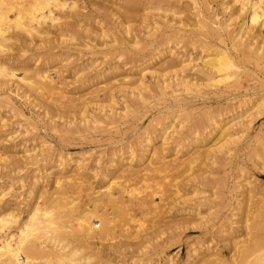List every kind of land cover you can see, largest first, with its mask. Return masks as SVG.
I'll return each mask as SVG.
<instances>
[{"label":"rangeland","instance_id":"374dc122","mask_svg":"<svg viewBox=\"0 0 264 264\" xmlns=\"http://www.w3.org/2000/svg\"><path fill=\"white\" fill-rule=\"evenodd\" d=\"M76 1L78 2L77 12L86 14L89 9L88 7L84 9L87 6L86 0ZM102 1L104 0H99V2ZM105 1L108 3L106 4L107 6L118 4V1L114 0ZM136 1L143 2L144 4H142L144 6L146 4V6L144 12L136 14V16L138 15L137 18L134 16V20H131V17L128 19V17L120 13L121 11L116 13V16L114 13L111 15L118 22L119 19L120 21H126L125 24L128 25L126 27L134 31L141 29L138 34L140 33L141 35L139 34V36L144 37L145 40L151 35H158L157 39L159 40L157 41L163 39L164 42L162 44H158L157 48L154 47L157 51L153 47L146 48L142 55H147L152 50L157 53L172 49V52L178 54L177 57L180 58L181 62L187 59L181 64L184 65L181 72L174 74L163 70L161 67L158 69L154 62L153 64L133 69L130 73L134 79H139L143 76V81L146 83L144 89L136 87L138 86L137 84L131 87L121 85L122 87L120 86L119 90L127 87L125 90L128 91L130 88L131 93L132 90L133 93L131 94L130 90L119 93L118 89L113 87L111 89L115 88V91H110L112 92L113 100L99 101L100 103H97V101H86L85 99L88 100V96L85 97V95L91 91H96V95L98 91L96 97L102 99V93H99V91L103 85H93L94 87L87 85L80 89V84H76V80L79 78L75 79L80 74L74 77L71 67L77 64V69L82 66L81 64L85 66L87 65L86 63L94 62L95 60V65L94 63L93 65L99 67L96 70L103 69L104 63L101 62L112 60L114 57H110V59L107 54L112 48H117L115 44H107L104 48L102 45L101 47L100 43L97 42L98 38H94L92 35V38L90 37V40H88L89 43L87 39L86 41L81 39L77 40V42L75 40L73 42L67 41L69 42L67 44H71L67 45L64 39V44L61 39V45L52 51L55 53L68 52L70 56L68 60L62 58L57 61L62 72L59 78H56L54 70H48L51 79L61 89L60 93H53L49 99L44 97L35 101L33 93H28L23 98L22 90H16V83L11 82L10 86L0 89V125H2V128H0V215L4 219V223H1L2 220L0 219V240L3 243L8 241L14 243L16 241L17 228L24 221L26 212L33 203L39 207L46 205L49 211L56 209V207L61 208V204L56 201L60 198V193L52 188V180L54 178L72 176L73 172H75V174L81 173L79 178L81 177L80 181L84 182V185L82 183V190L79 194L69 195L68 202L76 205V212H73L72 215L73 217L75 216L74 219L79 214L80 217L81 215L89 216L90 213L94 212L93 206L95 203L92 200V197H96L94 192H102L108 184H110L111 192H115L122 184V187L126 186L125 193L120 197L123 198L122 201L124 200L123 213L127 212V215H122L123 217L121 216V219H118L117 217L119 216L114 215L110 204L105 203L98 206V213L103 214V216L108 218L107 220L112 221L111 227L115 236L113 240H107L103 244H99V242H95L97 244L93 243V245L92 243L88 244L91 246L81 253L82 256H89L92 252H98V254L94 253L95 256L92 253L95 258H91L90 262H88L89 264H168V262H165L168 258L170 260L169 264H200V260L207 253V249H210L209 253L219 251L221 258L227 264L238 262L239 255L236 248L238 245L234 244L235 241L228 244L223 243L219 238L221 236L220 233L216 230L218 226L223 224L227 227L230 226L228 227L229 229L236 230L240 225L236 222L240 220L247 208H250L251 212L254 207L255 209L258 208L257 211H253V214L255 216H264V153H262V148H264V26L261 27V22L258 21L256 25L250 26L247 31L237 35L241 17H237L235 5L228 3L229 1L227 0ZM71 2L73 0H68L66 3L69 4ZM155 2H159L160 8L148 10L147 8L150 9L151 4ZM203 2L207 3L205 9L202 8ZM171 3L174 5L172 6ZM143 5L140 9L144 8ZM120 14L121 16H119ZM111 15H109V22L107 21L108 28L112 26L111 23L114 20ZM72 17L73 20H69L71 22L78 15L72 14ZM9 18L12 19L13 15H10ZM79 26L80 28L86 26L87 30H95V32L100 29L98 28L100 26H96L92 22L87 25L79 24ZM208 28L214 30L217 35L209 34L207 32ZM44 29L52 33L50 36L54 37L55 30L49 27L48 21L45 23ZM146 32H149L150 35H144ZM107 34L112 36L109 33ZM116 34L115 32V36L113 35L109 40L120 36ZM257 34L259 35L258 37L256 36ZM233 37H235L233 41L237 42L235 46L231 44L233 43L231 41ZM21 39H12L9 42H5L6 44H2L4 49L1 50L4 54L0 55V61H6L11 66L23 64L27 71L26 74L30 75L33 69L38 68L42 64L40 59H35L36 57L33 53H42L44 50L40 49L43 46H38L40 51H38L39 49L37 50L38 42L34 41V39L31 41L27 40L28 38L26 39V37ZM52 39L56 43L57 39ZM85 43L87 46L89 44V47ZM34 44L37 45L35 46ZM62 45H67L70 48H68L69 51L64 46L65 51ZM92 45L95 47H92ZM108 46L110 47L109 50H107ZM90 47L93 49H90ZM34 48L36 49L34 50ZM141 49L140 46H137L133 50L137 52ZM214 52L220 53V55L225 53L235 67V75L230 77L232 80L230 78L225 80L222 75L211 76L205 69L201 70V63L208 58L209 54ZM121 59H119V62H124ZM127 69L129 70V65L124 67L123 70L128 73ZM161 70L163 73H161ZM16 74L17 77H20L19 74L21 72H16ZM123 74L124 72L122 73L121 71L120 75ZM162 75H165V77H161ZM178 78L192 80V85L187 88L177 85ZM120 79L117 77V80ZM77 87L79 89H76ZM95 88L97 89L94 90ZM72 93L76 94L74 99L78 98V100H81L83 97L84 101L62 99ZM133 101L136 104L139 103V105H136L137 107L134 106ZM7 103L13 106L12 110L14 109V111L10 109L11 107ZM81 103H84L83 106L87 108L83 114L85 120L94 117L97 118L95 119L97 121L102 118V115L107 116L112 112L114 115L116 113L119 118L121 114H123L121 116L126 118L124 120L123 117L120 120L121 118L118 119V116H115L117 118L115 120L121 121V123L114 122L113 126L112 124L110 126L105 125L107 126H104L105 128L103 124L98 126L96 124L98 132L93 129L96 126L91 125L93 127H91L92 130L88 127V130H91L90 132L87 130V124L82 126L84 122L81 121L80 112L78 113L76 108L77 104L82 106ZM131 104L134 105L131 106ZM109 106H112V112ZM122 108H126L125 110L128 112L126 113ZM99 109H103L102 112ZM130 110L134 111L129 113ZM196 120L202 122H199L201 126H198ZM192 123H194V126ZM215 123L217 126L214 125L213 127ZM100 127L106 130H101L99 129ZM220 128L223 131L222 136H224V139H228L230 143L223 150L216 151V147L212 146V144L219 139ZM164 129H167L165 132L166 139L164 138L165 141H161L160 135ZM189 129L193 132L190 139L195 142L192 146L195 145L197 147L194 149L189 148L185 152L182 148L183 144H181V147L179 146L173 151L178 135L184 132L187 133ZM94 130L95 132L93 133ZM227 135L231 137L228 138ZM146 138L150 139L148 144L145 143ZM142 141L144 142L142 143ZM223 142V140L222 142L219 141V143ZM151 149L154 153H160L159 149H161L160 154L163 156L161 158L160 155L155 154V157L160 156L158 164L145 169L156 168L159 170L160 168V174L151 175L149 170L143 169L146 166L145 161L147 159L148 161L150 160ZM195 150L198 152L196 153ZM258 150H260V154H258ZM195 153L198 155L195 156ZM140 155H142L143 161L139 165L134 161ZM29 156L35 157V161L31 164L29 163ZM69 158L70 166L63 168ZM190 158L200 159L199 161L201 162L197 161L198 164L196 162L189 165L187 160ZM130 160L132 162L129 163ZM112 161L113 163L116 162V167L117 163L122 161L125 167H129V170H126L123 174L120 171L117 172L116 169L109 171V165ZM161 162L166 165L164 166ZM160 164L165 168L162 165L160 167ZM124 166L123 168H125ZM156 166H159V168ZM75 169H77V172ZM138 169L143 170L140 173L141 176H150L152 182L150 180L147 184L141 186L140 183L138 184L139 174L136 177H132V179L135 178V180L133 179L134 181L128 178L127 172L130 173ZM127 179H130L129 182ZM175 182L178 186L177 193L171 187L172 183ZM36 183L38 184L37 186ZM248 185L254 188L252 190L255 192L253 195L256 194L254 201L251 202L244 195ZM38 186L41 187L42 192H37ZM126 192H129V195H126ZM158 192L160 193L158 194ZM40 194H43V196L41 195L42 198L38 199ZM142 195L144 197L155 195L151 196V198H149L150 196L147 197L148 199L146 198V210H141L137 206L141 203L139 200ZM236 197L238 198L236 199ZM206 199L216 202V207L207 212L216 213V227L212 231L210 230L211 232L202 228H190L187 231L172 228L176 224L183 223L186 225V220L194 221L197 219L195 212L192 211L187 216L184 212L175 213L178 209L194 207V205L202 203ZM235 199H239L237 204H241L238 208L237 205L235 206ZM151 200L153 201L151 202ZM56 202L58 204L55 205ZM49 203L51 205L54 204L53 209H51L52 207L49 206ZM133 207L136 208L134 209ZM235 207L236 211L233 209ZM239 209L243 212H240ZM204 210H206V207H201V211ZM259 211L261 212L259 213ZM233 213L235 214L233 215ZM10 215L12 216L11 220ZM132 218L135 222L130 223L129 220ZM230 222L235 224L231 225ZM72 223H66L63 226L64 231L73 230L75 226ZM93 224L95 226L98 225L96 222H93ZM246 232L247 230L244 229L239 230L236 233V235L238 234L237 240H245L244 237L246 238V236L244 235ZM134 236L136 239H134ZM65 239L63 241L64 244L72 241L70 237ZM146 239H150L149 244L144 243ZM45 250L48 252L47 248ZM105 258L108 259L106 260ZM38 262L45 264V261ZM39 263L34 262V264ZM80 263L83 264V261L80 260ZM51 264H57V262Z\"/></svg>","mask_w":264,"mask_h":264},{"label":"bare ground","instance_id":"6f19581e","mask_svg":"<svg viewBox=\"0 0 264 264\" xmlns=\"http://www.w3.org/2000/svg\"><path fill=\"white\" fill-rule=\"evenodd\" d=\"M67 1L68 0H0V55L4 54V52H2L1 49H4V48H2V46L4 45L5 42H9L12 39L22 40L21 38H25V37H26V39L28 38L27 40L31 41L32 39H34V41H37L38 45L37 44H34V45L35 46L37 45L36 47L43 46V47H40V49L44 50V51L42 50L43 52L41 51L42 53H38L37 52V50L39 49V47H38L36 50L37 53H33V55L36 57L35 59L36 60L40 59L42 64L38 68L33 69V72L30 75L26 74L27 71H26V68H24L23 64L11 66V64H9L6 61L5 62L0 61V89L5 88L7 86H10L11 82L16 83V86H17L16 90L17 91L22 90L21 94H22L23 98H25V96H27L28 93H33V96H34L33 99L35 101L38 98H44V97L49 99L50 96L53 95V93H60L61 89L59 87H57L55 82L51 79V77L49 76L48 70H50V69H51V71L54 70L56 73V78H59V76L62 72L60 71L61 67L58 66L57 61L59 59H62V58H64L65 60H68L70 58V56L68 55V52L55 53L52 51H54V49H57L61 45V42L63 44L65 42V44H67V43H69L67 41L73 42L75 40V42H77V40H81V39H85L83 41H86V39H87V41H88V40H90V37L92 38V35L94 36V38L95 37L98 38L97 42L100 43L101 47H102V45L104 48V47H106L107 44H112V45L115 44V46H117V48H112L107 54L109 56V58L114 57L112 60H109V62H107V60H106V62L105 61L101 62V63H104L103 69L101 68L100 70H96L98 66H94L95 60H94V62L92 61L90 63H86L87 65H85V66H83L84 64H81L82 66H79L81 68L78 67L77 68L78 70L76 69V67L78 66L77 64H76L77 66L75 64H74L75 66L72 65L73 67H71V70L73 71L72 73L74 74V77H77L75 75H78V74L81 75V77L79 75V77L75 78V79L79 78L78 80H76L77 81L76 84H80V86H79L80 89L87 86V85L88 86H90V85L91 86H93V85H96V86L101 85L102 86L103 85V87H100L101 90L97 87L100 90L99 93H102V97H103L102 99L96 97L98 95V91H97V95H96V91L95 92L91 91L85 95V97L88 96L87 97L88 100L85 99L86 101H97V103H98L99 101H101V102L105 101L106 102V101L113 100V96L111 95L112 92H110V91L111 90L115 91V88L118 89L121 85H127L128 87H131L132 85L137 84L138 86H136V87H138L140 89L141 88L144 89L145 88L144 86L146 83L143 81V76L142 77L140 76L141 78H139V79H134L130 75V73L133 69L139 68L141 66H147V65L153 64L155 62L158 69L161 67L163 70L170 71V73H174V74L181 72V69L184 67V65H181V64L183 62L187 61V59L183 60V62H181L180 58L177 57L178 54L172 52L171 51L172 49L171 50L168 49L167 51H163V52L159 51L157 53L154 52V50H152L147 55H142V54H144L146 48H148V49L152 48V47L154 48V47L158 46V44H162L164 42L163 39H160V41H157V40H159V39H157L158 35L157 36H155V35L148 36L150 34H149V32L148 33L146 32V33H144V35L146 34V36H148L147 37L148 39L145 40L144 37L142 38L141 36H139L140 33L138 34V31H140L141 29L138 31L135 30L136 31L135 32L134 30L126 27V25H127V24H125L126 21L125 22L120 21V19H119V22H118L115 20L116 18H114L111 15L112 13H114V15L116 16V13L121 11L120 13L124 14V16L128 17V19H129V17H131L132 18L131 20H134V18H135L134 16H136V14H138L139 12H142V11L144 12V10H145L146 4L144 6L143 2H142L143 3L142 4L136 0H114V1H118L117 2L118 4H111V5L107 6L106 4H108V3L105 0L102 2H99V0H86L87 6L84 7V9H87V7L89 9L87 10L86 14H81V13L79 14L76 10L78 2L76 0H73V2L67 4L66 3ZM227 1H229L228 3H230V4L235 5V8H236L235 12L237 14V17H241V23L239 25L237 35L241 34L242 32L244 33L245 31H247L250 28V26L256 25L258 23V21L261 22V27L264 26V22H262V21H264V0H227ZM203 3L205 4L206 2H203ZM204 4H202L203 5L202 8L205 9L207 7V3L205 6H204ZM142 5L144 6V8L140 9V8H142ZM147 5H149V4H147ZM171 5H172V3H171ZM150 7H151L150 9L149 8H147V9L148 10L157 9V8H160V4H159V2L158 3L155 2V3L151 4ZM72 14L78 15V17H76L73 22L69 21V20H73ZM121 14L119 16H121ZM10 15H13L12 19L9 18ZM109 15H111L112 18H114V20H115V22H114V20L112 21V19H111L112 23L111 22L110 23L112 24V26L110 28H108V26H107V24L109 22L108 19H110ZM119 16H117V17L120 18ZM137 16H136V18H137ZM123 17H121V18L124 19ZM47 21L49 23V27H51L52 29L55 30L54 37H51L50 35L52 33H49V31L44 29L45 23ZM90 22H92V24H94L96 26H100V27H98L100 29H97V31L95 32V30H93V31L87 30L86 26H84V28H80V26H79V24L87 25ZM130 24H131V22H130ZM202 26L204 27V25H202ZM205 28H207V27H205ZM138 29H139V27H138ZM115 32L117 34H119L120 36H118L117 38L115 37V38L109 40V38H111ZM207 32L211 35H214V36L217 35L214 30L209 29V28H208ZM107 33L111 34L112 36H109ZM173 34H175V33H173ZM258 34H259V31H258ZM258 34L256 35L257 37L259 36ZM159 36H161V35H159ZM235 37H237V36L235 35ZM235 37H233L231 41H233L235 39ZM52 38L57 39L56 43H54L55 41H53L54 39H52ZM61 39H62V41H61ZM63 39H64V42H63ZM105 39H108V40L105 41ZM23 40H25V39H23ZM88 43H89V41H88ZM236 43L233 41V43H231V44L235 46ZM79 44H80V42H79ZM90 44H91V41H90ZM67 45H71V44H67ZM67 45H64V46L67 47ZM85 45H86V43H85ZM35 46H33V47H35ZM86 46H83V47H86ZM137 46H140V49L141 48L142 49L135 52L133 49H135ZM87 47H89V44ZM92 47H95V46L92 45ZM68 48L69 47H67L66 49L68 50ZM107 48H108L107 50L110 49L109 46ZM35 49L36 48H34V50ZM40 49L38 51H40ZM63 49L65 50V47ZM90 49H93V48L90 47ZM222 53H224V52H222ZM107 55L105 54L106 57H107ZM120 58H122L121 60H124V62H121V61L119 62ZM113 60H115V61L113 62ZM93 63H94V65H93ZM201 64H202L201 70L203 71V69H205L206 71L209 72V74L211 76L212 75L213 76H221L222 75V76H224L225 80H228L230 77L235 75V73H234L236 71V70H234L235 67L233 66V64L228 59V57L226 56L225 53L221 54V55H220V53L218 54L216 52L211 53V54H209L208 58H206V60H204V62ZM128 65H129V70L127 69L128 73H126V70H123V69H124V67H126ZM121 71H122V73L124 72L123 75H120ZM16 72H21V74H19L20 77H17ZM161 73H163L162 70H161ZM166 73H168V72H166ZM117 77H119L121 79L117 80ZM161 77H165V75H162ZM177 85H180V86L187 88L188 86L192 85V80H184L183 78H178ZM79 87H77L76 89H79ZM113 87H115V88L111 89ZM97 88H95L94 90H96ZM14 89H15V87H14ZM125 89L120 88V90L118 89V92L119 93L124 92V91L128 92L130 90V93H131L130 88L128 89V91ZM134 89H135V87H134ZM132 93H133V90H132ZM74 95H76V94L72 93L69 96H67L66 98L64 97L62 99H65L67 101H81V100H83V97L81 98V100H78V98L74 99ZM133 102L135 105L131 104V106L132 105H134V106L139 105V103L136 104L135 101H133ZM83 104H82V106H79V104H77L76 108H77L78 113L82 112L81 114L79 113V116L81 118V121L84 122L82 124V126H85V124H87V130H88V127L92 130L93 127L91 125L96 126V124H97V126H98L100 124H103V127H104L105 125L110 126V124H112V126H113L114 122H119L118 120L117 121L115 120V119H117L115 116H118V115L116 113H115V115L113 114L112 106H109V109L112 112L110 115L108 114L109 116L108 115L107 116L102 115V118H100V120H97V121L95 120L97 118H94V117H90L89 119L85 120V118L83 117V114H84V112H86L87 108H86V106H83ZM7 105H10V107H11L10 109L12 110L13 106H11L10 103H7ZM106 107H108V106H106ZM73 108H75V107L73 106ZM97 108H98V106H97ZM97 108H96V110H97ZM126 108H128V107H126ZM135 108H133V109H135ZM125 109H123V111ZM102 110H100V112H102ZM12 111H14V109ZM110 111H108V112L110 113ZM131 111H134V110H130L129 113ZM125 112L127 113L128 111L125 110ZM119 115H120V113H119ZM121 115H123V114H121ZM121 115H120L121 119L119 118V116H118V119L122 120V118L124 117L123 119L125 120L126 117L121 116ZM126 116H128V115H126ZM83 120H85V121H83ZM199 122L200 121H197L198 126H201L200 123H202V122H200V123ZM120 123H121V121L119 122V124ZM192 124L194 126V123H192ZM214 125L217 126L216 123L213 124V127H214ZM97 126H96V128H93V129H96V131L98 130ZM150 126H151V124H150ZM150 126H149V128H150ZM154 126H155V124H154ZM195 126H196V123H195ZM105 127H107V126H105ZM0 128H2V125H0ZM84 129L86 130L85 127H84ZM99 129H101V127ZM103 129H101V130H103ZM194 129H195V127H194ZM77 130H79V129H77ZM91 130H88V131L91 132ZM105 130L106 129H104V131ZM166 131H167V129L166 130L164 129L163 132L161 131V135H160V137L162 138L161 141L162 140L165 141V139H166L165 132ZM90 132H89V134H90ZM94 132H95V130L93 131V133ZM222 132L223 131H221V128H220V130H219L220 136L218 137L219 139L214 141V143L212 144V146L216 147V151L223 150V148H225V146L228 143H230L228 139H224V136H222ZM192 133L193 132H191V129H189V130H187V133L184 132V133L179 134L178 138L176 139V142L174 143V146H173L174 150L173 151H175V148H178L179 146L181 147V144H183L182 148L185 150V152L189 148L194 149L195 147H197L195 145L192 146V144H195V142L190 139ZM143 136H144V134H143ZM149 136H151V135H149ZM227 136H228V138L231 137L230 135H227ZM143 140H144V138H143ZM202 140H204V138H202ZM222 140L224 142L219 143V141L222 142ZM149 141H150V139H147V138L145 139L146 144H148ZM151 141H152V139H151ZM143 142L144 141H142V143ZM146 144H144V145L147 147ZM219 144H221V145L216 146ZM157 148H158V146H157ZM152 149H153V147H152ZM152 149H151V152L148 151L152 154L150 156V160L148 161V159H147L145 161L146 166L143 167L144 170H146L145 169L146 167H150V166H154V164L155 165L158 164V159L161 156L160 153L162 150L159 149L160 153H157V152L154 153V151ZM154 150L156 151L155 147H154ZM195 151H193V152H195ZM259 151L260 150H258V152ZM197 152L198 151H196V153ZM177 153H178V151H177ZM196 153H195V156L198 155ZM262 153H264V148H262ZM155 154L160 155V156L155 157L154 156ZM258 154H260V152ZM162 156H161V158H162ZM28 158L30 160L29 161L30 164L33 161H35L34 156H31V157L29 156ZM142 158H143L142 155H140L139 158H137V160H135L134 162H137L139 164L140 162L143 161ZM132 160H130L129 163L132 162ZM161 160H163V159H161ZM172 160H174V159H172ZM199 160H196L195 158H190L187 160V162L189 165H192ZM69 162H70V158L67 159L63 168L69 167L70 166ZM200 162L201 161H199V163ZM183 163H185V162H183ZM117 164L118 165L116 167V162L113 163V161H112L109 165L110 166L109 171L116 169L117 172L120 171V173L123 174L126 170H129L128 169L129 167L128 168L125 167L123 165L122 161H119ZM162 164H160L159 166L161 167ZM196 164H198V162ZM163 165H162V167H163ZM123 166L126 169L123 168ZM129 166H131V165H129ZM159 166L158 167L156 166V167L159 168ZM75 168H76V166H75ZM163 168H165V167H163ZM71 170H72V168H71ZM75 170L77 172V169H75ZM147 170H149L150 171L149 173L151 175H153L155 173H159L160 168H159V170L156 168H153V169L151 168V169H147ZM141 171H143V170L138 169L137 171L136 170L131 171L130 173L127 172L128 174H126V175L131 180H133V179L135 180V178L132 179V177L133 176L136 177V175H138V174L140 175ZM73 173L74 174L72 176L70 175L71 177L70 176L69 177L68 176L63 177V178H54L53 177L54 179L52 180L51 186H52V188L56 189V192L60 193L59 194L60 198L57 199L55 197L57 199L56 201L61 204L60 205L61 208L59 207L60 209L58 207H56L57 212H56V209H54L55 211L51 210L53 212L49 211V209H47L46 205H44L43 207H39V206H36L35 203H33L31 208L26 212V215L24 217V221L21 222L19 227L17 228L18 232H17V235L15 237L16 241L14 243H12V241H8L7 243H3V241L0 240V264H32V263L34 264V262L39 263L38 261H40V262L45 261V264H48V263L51 264L54 262L55 263L57 262V264H72V263L73 264H81L82 262L80 263V260L83 261V264H89L88 262H90V259L95 258V257H93V256H95L94 253L98 254V252H92L93 256H92V253L89 256L88 255H84L85 257L82 256L81 253H83V251L85 249H89V247L91 246L88 244L92 243V245H93V243H95V242H97V243L99 242V244H103L107 240H113L114 239L115 235L113 232V228L111 227L112 221L107 220L108 218L103 216V214L98 213L97 209H98V206L104 205L106 203V204H110V208L113 210L112 212H114V215L116 214L117 216H119V217H117L118 219L122 215H127L126 214L127 212L123 213L122 209L124 208L123 207V201L124 200L122 201L123 198L120 197L123 193H125L126 186L122 187L123 184L121 183L122 186L120 185L119 188H117L115 190V192H111V187L109 186L110 184H108V186L106 185L107 187L104 190H102V192H99V191H98V193L94 192V194H96L95 195L96 197H92V200L95 203V205L93 206L94 212L90 213L89 216H87V215L82 216L81 215V217H80L79 216L80 214H79L78 217H76L74 219L75 216L73 217L72 215H73V212H76V205L73 204L72 202H68L69 195L75 194V193H76L75 195L79 194L82 190L81 185H82V183L84 185V182L80 181L81 177L79 178V175L81 173H79V172H78L79 174H77V173L75 174V172H73ZM145 173L148 174V172H145ZM150 174H148V175H150ZM143 177L144 176H141V175H140V178L138 177V179H139L138 184L140 183L141 186L144 184H147V182L150 180H151L150 182H152V179L150 178V176L146 175L144 178ZM129 180H128V182H129ZM194 180H196V179H194ZM153 181H154V179H153ZM37 182H38V180H37ZM199 183L202 184L201 181H199ZM37 185L38 184L36 183V186ZM171 187L174 190V192H176V193L178 192V186H177L176 182L172 183ZM237 189H239V188H237ZM37 190H38L37 192H40L42 189L40 186H38ZM156 190H154V191H156ZM252 190H254V188H252L251 185H248L246 188L245 194H244L249 202L254 201V197L256 195V194L253 195V193H255V192H253ZM128 193L126 195H129ZM154 193H156V192H154ZM159 193L160 192H158V194ZM41 195L43 196V194H40L38 196V199L42 198ZM130 195H131V193H130ZM149 196L150 195H147V197H149ZM151 196H155V195H151ZM151 196L149 198H151ZM44 197H45V195H44ZM147 197H144L142 195L140 200H139V202H141V203L140 204L138 203L139 205H137V206H139L141 210L147 209V207H146L147 206L146 205V201H147L146 198ZM237 198L238 197H236V199ZM238 200H236V203H235V206L237 205V208H238V206L240 207V205H241V204H237V203H239V202H237ZM54 201H52V202H54ZM152 201L153 200H151V202ZM57 202L55 203V205L58 204ZM53 205L54 204L49 205L52 207L51 209L54 208ZM200 205H201V207H206V210L201 211ZM215 207H216V202L214 200L206 199L202 203L194 205V207L180 208L175 213L184 212L188 216V214L193 211L197 214L196 215L197 219L194 221H191L190 219L186 220V225H184L183 223L176 224V226L172 225L173 226L172 228L176 229V230H182V231H187L190 228H202V229H205L207 231H210V230L212 231V229H214L216 227V223H215L216 213H210V212L207 213V212L212 210ZM244 207L246 209V205ZM133 208L135 209L136 207H133ZM233 209H235L234 211H236V207ZM245 209L243 208V210H245ZM257 209H255V207H254V210L257 211ZM253 211L251 212L250 208L249 209L247 208L244 212L242 210H240V212H243V214H242V217H240V220H238V222H236L237 224H240L236 230L229 229L228 227H230V226L227 227L224 224L218 226L217 230L215 229L216 231H218V233H220L221 236L219 238L223 243L228 244L230 242L235 241L234 244L238 245V247H236L237 248V254L239 255L238 256V262H230L231 264H264V216H262V215L258 216L257 214H256L257 216H255V214H253ZM260 212L261 211H259V213ZM234 214L235 213H233V215ZM238 214H239V212H238ZM7 215H9V214H7ZM239 216H241V215H239ZM11 218H12V216L10 215V220H11ZM0 219L2 220V222H1V220H0V222L4 223L3 222L4 221L3 216L0 215ZM64 219H66V221H64ZM72 220H75V221H72ZM129 221H130V223H132L134 220L132 218ZM69 222H73L75 228L73 230H70L69 232H66V231H64L63 226H65L66 223H69ZM93 222H96L98 225L95 226L93 224ZM248 222H250V223H248ZM233 224H235V223H231V225H233ZM241 229L247 230V232L244 235V236H246L247 239L244 237L245 240H243V241H241L240 239L237 240L238 234L236 235V233H238L239 230H241ZM68 237L72 238V241L64 244L63 241L66 240L65 238H68ZM130 237H131V235H130ZM134 239H136V237ZM142 242H144V241H142ZM97 243H95V244H97ZM144 243L149 244L150 239H146ZM110 246H109V248L112 247V246L111 247ZM138 246L140 247V245H138ZM46 248L48 249V252H46V250H45ZM132 250H133V248H132ZM137 250H139V249H137ZM209 250L207 249V253H205L203 258L200 260V262L202 264H227L225 262V260H223V258H221V254L219 251L209 253L208 252ZM212 251H214V250H212ZM108 252H109V250H108ZM234 255H236V254H234ZM77 256L80 259H78ZM81 256H82V258H81ZM105 259L107 260L108 258H105ZM165 262H168V264H169V262H170L169 258Z\"/></svg>","mask_w":264,"mask_h":264}]
</instances>
